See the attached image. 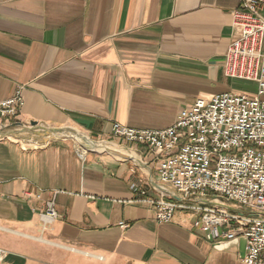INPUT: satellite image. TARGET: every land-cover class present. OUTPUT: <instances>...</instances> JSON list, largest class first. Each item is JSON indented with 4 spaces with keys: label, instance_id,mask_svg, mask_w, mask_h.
I'll list each match as a JSON object with an SVG mask.
<instances>
[{
    "label": "crops",
    "instance_id": "0c3cea01",
    "mask_svg": "<svg viewBox=\"0 0 264 264\" xmlns=\"http://www.w3.org/2000/svg\"><path fill=\"white\" fill-rule=\"evenodd\" d=\"M239 5L0 0V103L19 88L24 100L16 121L0 120L4 264H244L241 239L208 242L196 214L160 224L131 203L133 185L181 197L160 182L156 155L112 136L114 123L168 129L199 98L235 92L224 62ZM77 145L92 150L85 160ZM56 192L60 217L43 228Z\"/></svg>",
    "mask_w": 264,
    "mask_h": 264
},
{
    "label": "built area",
    "instance_id": "2783aa9c",
    "mask_svg": "<svg viewBox=\"0 0 264 264\" xmlns=\"http://www.w3.org/2000/svg\"><path fill=\"white\" fill-rule=\"evenodd\" d=\"M263 12L264 0H240L232 14L235 39L224 62L228 79L256 85L254 96L229 92L199 98L165 130H136L119 123L112 128L114 139L144 146L156 155L160 182L181 197L179 201L151 199L145 189L133 185L131 191L138 197L131 203L153 207L160 224L171 223L178 210L194 213L199 229L213 244L245 240L244 264H264ZM23 104L19 88L11 99L0 103V120L16 121ZM91 151L80 145L76 148L81 160ZM57 194L45 202L43 228L60 217ZM34 197L41 200L42 194ZM120 226L128 228L124 223ZM8 256L0 249V264Z\"/></svg>",
    "mask_w": 264,
    "mask_h": 264
},
{
    "label": "rangeland",
    "instance_id": "374dc122",
    "mask_svg": "<svg viewBox=\"0 0 264 264\" xmlns=\"http://www.w3.org/2000/svg\"><path fill=\"white\" fill-rule=\"evenodd\" d=\"M263 16H264V12H263ZM232 84H233L232 89L235 92L244 93V94L249 95L250 97L254 96L256 94L257 87L253 83L237 81V82H233ZM66 135H67V137L74 139L71 131H70V133L67 132ZM75 141L77 142V140H75Z\"/></svg>",
    "mask_w": 264,
    "mask_h": 264
},
{
    "label": "water",
    "instance_id": "95a60500",
    "mask_svg": "<svg viewBox=\"0 0 264 264\" xmlns=\"http://www.w3.org/2000/svg\"><path fill=\"white\" fill-rule=\"evenodd\" d=\"M241 255L244 258L245 257V248H246V241L241 239Z\"/></svg>",
    "mask_w": 264,
    "mask_h": 264
},
{
    "label": "bare ground",
    "instance_id": "6f19581e",
    "mask_svg": "<svg viewBox=\"0 0 264 264\" xmlns=\"http://www.w3.org/2000/svg\"><path fill=\"white\" fill-rule=\"evenodd\" d=\"M81 144V143H80ZM82 145V144H81ZM84 146V145H83Z\"/></svg>",
    "mask_w": 264,
    "mask_h": 264
}]
</instances>
